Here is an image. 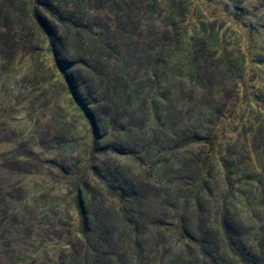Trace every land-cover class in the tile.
<instances>
[{"label":"rangeland","instance_id":"1","mask_svg":"<svg viewBox=\"0 0 264 264\" xmlns=\"http://www.w3.org/2000/svg\"><path fill=\"white\" fill-rule=\"evenodd\" d=\"M0 264H264V0H0Z\"/></svg>","mask_w":264,"mask_h":264},{"label":"trees","instance_id":"2","mask_svg":"<svg viewBox=\"0 0 264 264\" xmlns=\"http://www.w3.org/2000/svg\"><path fill=\"white\" fill-rule=\"evenodd\" d=\"M78 33L80 36L83 35L82 37H84V41L87 42L88 45H91V47H90V49H92L90 52L91 56H94V55L100 56V54L102 55V51L105 50V44H104L105 40L104 39H102V38L98 39V38L93 37V35L89 31H85L84 33H81V31H79ZM76 36L73 37V40L75 39V40H77V42L80 45H83L80 43L81 37L79 39H76ZM165 49L166 48H164V47H160V49H157V52L159 53L158 57H156V52H150L151 56H149L150 57V60L148 61L149 64H152V63L156 62L159 58H162L161 56H163L166 52ZM120 67H122V70H120L117 74H114V76H112L110 79L109 78L102 79L101 83L104 84V87L109 88V89L111 87V89L114 91V93H112L110 95L111 101H118L119 100L120 102H122V105H125L126 107H128V105H130V101L132 100V98L134 96H136V98L139 100V94L132 92L131 87L127 86L125 84L124 76L126 73V69H123L124 68L123 66H120ZM183 68H184V65H180V67L178 65L176 70H179V72L176 70H174V71H176L178 74L182 75L183 74V71H182ZM188 68H190L189 64H188ZM177 73H176V75H178ZM180 75H178V76H180ZM113 77L115 80L112 79ZM94 83L99 84L100 80L95 78ZM108 84H110V87L108 86ZM111 89L108 91L109 93H111ZM141 89H142V91L140 93L148 92V89L145 86L142 87ZM133 94H135V95L133 96ZM125 97H127V98H125ZM125 99H126L127 103H126ZM80 198L82 199L83 197L80 195ZM46 206H48V205H46ZM121 210L122 209L118 210V209L113 208L114 217H113V215H111V218L109 220H106L102 224H98L97 221L95 220V218H93L89 214L84 213V212L83 213L80 212L79 216L84 219V222L82 223V225H84L85 227L80 228V231L77 232L78 233V236H77L78 239L82 238V239L87 240V236H89V235L94 236L95 234L100 233L101 237H94L93 242L95 244L93 242H92V244L97 245V246L100 244L102 245L100 238L106 237L111 232L112 228L115 225L114 223H117L116 220L124 219L123 214H122V212H124V211H121ZM125 211H127V210H125ZM113 218L115 219V221ZM123 225H124V223L122 222L121 226L123 227ZM224 242L228 248V245L230 242L229 238H224ZM97 246H96V248H97Z\"/></svg>","mask_w":264,"mask_h":264}]
</instances>
